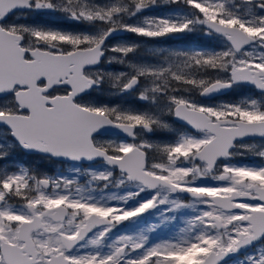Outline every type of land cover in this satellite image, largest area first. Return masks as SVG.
Returning <instances> with one entry per match:
<instances>
[{
  "label": "snow or ice",
  "instance_id": "6c2138e0",
  "mask_svg": "<svg viewBox=\"0 0 264 264\" xmlns=\"http://www.w3.org/2000/svg\"><path fill=\"white\" fill-rule=\"evenodd\" d=\"M0 264H264V0H0Z\"/></svg>",
  "mask_w": 264,
  "mask_h": 264
},
{
  "label": "flooded vegetation",
  "instance_id": "af4514ba",
  "mask_svg": "<svg viewBox=\"0 0 264 264\" xmlns=\"http://www.w3.org/2000/svg\"><path fill=\"white\" fill-rule=\"evenodd\" d=\"M125 37L129 36L127 35L126 33L123 35ZM133 39V37H132ZM116 65L112 66L114 69H118L117 67H115ZM246 95L249 94V93H245ZM108 96H105L104 99L105 100H108L107 99ZM240 97L238 95H226V96H223L221 97V99L223 100H228V101H234V100H238ZM18 163H23L25 165H29V166H32V167H36V168H39L40 170H42L43 172H46L47 174L49 175H54L58 172H61L63 171L65 175L68 174V169H67V166L66 165H60V164H57V163H50V162H47V161H40L34 157H29L27 155H21L18 157Z\"/></svg>",
  "mask_w": 264,
  "mask_h": 264
},
{
  "label": "rangeland",
  "instance_id": "374dc122",
  "mask_svg": "<svg viewBox=\"0 0 264 264\" xmlns=\"http://www.w3.org/2000/svg\"><path fill=\"white\" fill-rule=\"evenodd\" d=\"M38 22H47V23H50L53 26H59V27H63L62 25H67L68 27L74 28V30H76L74 25L71 22L56 20L54 17L53 18L42 17V18H40V21H38ZM127 35H130V34H127ZM133 39H136V38L133 37ZM196 42H197L196 38H189V40H187V41H182V42H178V43L174 42V46H180L182 44H194ZM115 67H117L119 69L120 66L116 65ZM108 98L109 99H114L112 97H108Z\"/></svg>",
  "mask_w": 264,
  "mask_h": 264
},
{
  "label": "trees",
  "instance_id": "16d2710c",
  "mask_svg": "<svg viewBox=\"0 0 264 264\" xmlns=\"http://www.w3.org/2000/svg\"><path fill=\"white\" fill-rule=\"evenodd\" d=\"M63 26V28H65L66 30H74V28H70V27H68L67 25H62Z\"/></svg>",
  "mask_w": 264,
  "mask_h": 264
},
{
  "label": "water",
  "instance_id": "95a60500",
  "mask_svg": "<svg viewBox=\"0 0 264 264\" xmlns=\"http://www.w3.org/2000/svg\"><path fill=\"white\" fill-rule=\"evenodd\" d=\"M122 35H124V34H122Z\"/></svg>",
  "mask_w": 264,
  "mask_h": 264
}]
</instances>
